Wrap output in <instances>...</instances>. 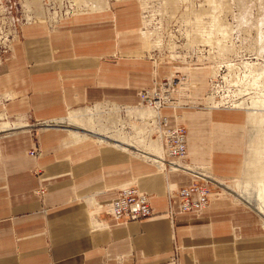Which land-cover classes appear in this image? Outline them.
<instances>
[{
    "label": "crops",
    "instance_id": "crops-1",
    "mask_svg": "<svg viewBox=\"0 0 264 264\" xmlns=\"http://www.w3.org/2000/svg\"><path fill=\"white\" fill-rule=\"evenodd\" d=\"M140 28L138 5L127 1L73 15L55 31L43 21H25L8 37L12 52L0 66V113L33 124L0 136V264H264V230L251 208L210 196L200 214H180L171 192L189 186V176L163 174L130 151L75 139L63 129L33 131L35 123L62 119L71 109L135 105L141 90L169 75L172 66L139 55ZM205 70L192 73L195 100L204 93ZM162 111L172 126V112ZM181 115L186 161L218 180L239 179L247 115L221 109ZM256 151V161L264 163V143ZM134 184L149 195L153 215L124 224L105 219L98 227L95 205Z\"/></svg>",
    "mask_w": 264,
    "mask_h": 264
},
{
    "label": "rangeland",
    "instance_id": "rangeland-1",
    "mask_svg": "<svg viewBox=\"0 0 264 264\" xmlns=\"http://www.w3.org/2000/svg\"><path fill=\"white\" fill-rule=\"evenodd\" d=\"M127 1H134L139 8L140 30L144 41V49L139 54L141 58L153 62L154 65L166 63L173 67L172 72L166 77L173 75L171 96L175 107L162 108L172 112L174 123L172 126L180 125L186 131L181 115L183 110H239L247 115V121L249 113L264 115V0H99L98 3L104 4L102 8L104 9L108 4ZM92 2V0H0V66L12 52L8 37L18 33L22 22L43 21L50 31H55L61 21L73 15L94 12ZM112 58L116 60L119 55L116 54ZM197 68L206 69L208 77L202 97L195 100L193 93L198 85L193 83L192 73ZM215 68L220 74L212 79ZM159 81H154L153 87L158 86ZM76 109H82L72 111L79 113L78 117L73 119L78 122L77 126L84 125L85 129L107 137L135 140L144 147L152 134H155L154 138L158 136L159 126L155 121L162 109L154 112L140 101L130 106L100 103ZM71 110H68L62 119L35 123L33 131L43 127L63 129L71 133L72 129L69 127L71 122L68 120ZM162 113L165 114L164 111ZM159 117L163 116L160 114ZM17 118H8L0 113V136L27 130L28 126L33 124L27 119L22 121ZM166 119L168 124V118ZM150 120H155L153 125L155 130L149 128ZM5 123L17 124L15 125L17 128L7 129L11 126L6 125V128H2L1 124ZM104 136L87 133L86 138L103 143L99 138ZM105 141L104 144L112 142L108 139ZM159 143L161 145L160 139ZM129 150L143 160L140 153L130 148ZM247 152L248 150L245 151V156ZM160 157L159 160L164 166L161 168L159 166V171L163 174L171 172L174 161L166 163L168 160L162 150ZM146 161L153 163L149 159ZM181 162L189 167L190 173L195 171L207 177V187L210 190L208 205L210 196L245 205L259 214L264 230V176L262 172L259 178L252 165L246 172L244 168L246 157L241 177L229 181L212 177L205 167L190 164L186 159ZM153 164L156 166V163ZM175 164H178L177 161ZM179 171L190 177L187 171ZM220 183H228L229 189L233 187V190L237 189L234 191L235 194L220 186ZM180 189L182 188L171 192V201L174 200L171 204L178 203L173 197L175 198L174 194ZM176 207L178 211V206ZM238 232V228L233 229L235 240L239 239Z\"/></svg>",
    "mask_w": 264,
    "mask_h": 264
},
{
    "label": "built area",
    "instance_id": "built-area-1",
    "mask_svg": "<svg viewBox=\"0 0 264 264\" xmlns=\"http://www.w3.org/2000/svg\"><path fill=\"white\" fill-rule=\"evenodd\" d=\"M173 80V75L164 77L157 82L158 86L140 91L138 93L140 103L154 112L162 108L175 107L171 96ZM159 115L158 112L155 122L159 126L158 137L161 141L164 156L168 160L166 163L174 161L172 163L174 164L173 170L187 171L191 177L189 186L180 189L174 194V199L178 200V203H174L178 206V211L181 214H199L208 207L210 190L207 187V177L202 173L195 171H191L190 173V169L180 168L181 161L187 155L186 131L180 125L168 126L167 119L159 117ZM29 154L33 157L36 155V152L31 151ZM175 161L178 164H175ZM181 167L186 168V166ZM39 193L43 194V191ZM194 195L196 196L195 199L193 198ZM151 215L152 210L149 203V196L141 192L137 185L134 184L119 190L117 197L108 204H96L93 218L96 220L97 225L105 224V219H113L116 223L124 224L146 219Z\"/></svg>",
    "mask_w": 264,
    "mask_h": 264
},
{
    "label": "bare ground",
    "instance_id": "bare-ground-1",
    "mask_svg": "<svg viewBox=\"0 0 264 264\" xmlns=\"http://www.w3.org/2000/svg\"><path fill=\"white\" fill-rule=\"evenodd\" d=\"M92 1H93L92 2V8H93L94 11L101 10L103 8L104 4L98 3L99 0H92ZM219 74H220L219 70H217L216 68L213 69L212 79L216 78ZM143 113H145V112H143ZM78 114L75 113V112H71L70 116L68 118V120H70V122H71V124H69V127H71V129H72V131L70 133L72 138H75V139H87L86 138L87 137V133H94V134H97L99 136H104L103 134H98V133L94 132L93 130L90 131L88 129H85L84 125L83 126L81 125V127L77 126L78 122H76V120H73V119H74V117H78ZM81 116H83V115H81ZM154 121L155 120H150L149 121L150 122L149 125H148L149 128L152 127L154 129V127H153ZM247 125H248V134H247L248 135V143H247V141H246V143L248 145H246L247 146L246 150H248V152H247V156H245L246 157V163L244 162L246 165L244 163L243 164L245 165L244 168H246V172L249 169V167L252 165V167L257 172L256 175L258 174L259 178H260V175H262L261 174L262 172H263V176H264V163H260V162L256 161L255 153L257 152L256 149L261 144L264 143V115H261L260 113L258 114V113H255V112L254 113H249ZM2 128H6V127L3 126ZM75 130H81L82 132H77ZM153 135H155V134H152V136L150 135L151 137L149 136L150 137V141L144 147H141L137 142H135V140L130 141V140H127L126 138L114 139L113 137L104 136L102 138H99V141L104 143V142H106L105 139H108V140L112 141L110 144L113 146V148L120 149V150L124 149V152L126 150L128 151L129 148H130V149L136 151L137 153H140V155H142L143 159H145V160L149 159L153 163H156V167L159 170V166H160V168L164 166L163 162L159 160L162 157L161 156L159 158V155H161L162 148H161V145L159 143L158 136H156V138H154ZM181 166H185V165L181 164ZM181 166H180V168H182V169H189V168H187V166H186V168H183ZM172 171L173 172H180L179 170H176V169H174ZM220 186H222L225 189H228L233 194H235L234 191L237 190V189L233 190L234 189L233 186H231L233 188L229 189L230 185L228 183H226V184H221L220 183ZM98 227H100L99 224H98Z\"/></svg>",
    "mask_w": 264,
    "mask_h": 264
}]
</instances>
